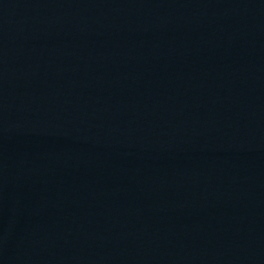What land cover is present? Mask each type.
Returning <instances> with one entry per match:
<instances>
[{"label":"water","instance_id":"95a60500","mask_svg":"<svg viewBox=\"0 0 264 264\" xmlns=\"http://www.w3.org/2000/svg\"><path fill=\"white\" fill-rule=\"evenodd\" d=\"M0 264H264V0H0Z\"/></svg>","mask_w":264,"mask_h":264}]
</instances>
